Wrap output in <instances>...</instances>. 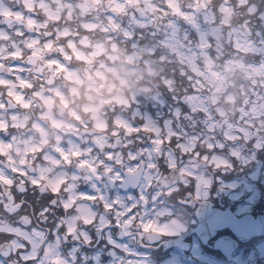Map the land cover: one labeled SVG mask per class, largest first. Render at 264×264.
Masks as SVG:
<instances>
[{"label": "flooded vegetation", "instance_id": "1", "mask_svg": "<svg viewBox=\"0 0 264 264\" xmlns=\"http://www.w3.org/2000/svg\"><path fill=\"white\" fill-rule=\"evenodd\" d=\"M209 7L0 0V264H157L169 244L189 249L187 264H264V235L215 245L223 258L184 239L206 208L234 211L244 193L242 207L264 213L237 147L204 145L264 132V87L237 79L251 67L236 61L238 42L252 57L251 31ZM143 45L151 60L136 57ZM162 59L179 71L158 73ZM221 93L234 94L226 116L200 117L222 109Z\"/></svg>", "mask_w": 264, "mask_h": 264}, {"label": "snow or ice", "instance_id": "2", "mask_svg": "<svg viewBox=\"0 0 264 264\" xmlns=\"http://www.w3.org/2000/svg\"><path fill=\"white\" fill-rule=\"evenodd\" d=\"M260 151H264V146L260 147ZM246 196L247 193H244L240 196V199L229 204V208L234 209V211L220 213L213 211L211 207L206 208L202 217L198 216L197 219L193 220L194 231L185 236L184 239L191 242L195 238L200 249L210 255L223 258L224 252L221 251L220 246L225 251H231L232 241L239 240L240 236L250 235L257 231L264 233V213L258 216L255 211L256 206H253V212L249 214L246 208L242 207ZM220 207H223V205H220ZM198 224L199 227L197 228ZM210 229H214V232L208 235L207 242L201 240L200 235L202 233L207 234ZM226 232L227 236H225ZM173 252L181 254L184 264H187L186 258L191 255V252L188 248L181 250L175 244H169L162 255L156 256L157 264H161Z\"/></svg>", "mask_w": 264, "mask_h": 264}, {"label": "rangeland", "instance_id": "3", "mask_svg": "<svg viewBox=\"0 0 264 264\" xmlns=\"http://www.w3.org/2000/svg\"><path fill=\"white\" fill-rule=\"evenodd\" d=\"M208 1H211V0H208ZM213 2H209L210 4L213 3L214 5L213 6H210L211 10H214L213 11V14L215 15H218L219 16V19L222 20V21H226L227 22V19L225 17H223V11H227L228 12V16L231 15V18L232 20H234V18H240L242 16H246L248 19L251 18V11L249 9L250 8H254L256 7V5L254 3H251V6L249 5V7H247L245 5V3L247 1H250V0H212ZM192 6H194V4H192ZM234 8L237 9V13H234ZM208 16H210L211 14L207 13ZM212 16V15H211ZM260 16L264 19V8H263V11L260 13ZM213 20V19H212ZM257 51V50H256ZM149 52V49L148 47L146 46H141V47H137L136 48V57L139 54H143L145 53V56L144 58L146 59L145 61L147 60H151L152 57L149 56V55H146L147 53ZM192 60L193 58L190 56L188 58V63L189 65L191 66L192 65ZM243 59H241V62ZM150 62V61H148ZM166 63V60L165 59H162L160 64H157L156 65V69H157V72L158 73H164V72H169V71H172L173 73L176 72V71H179V67H174V66H164L162 64H165ZM244 63V62H243ZM258 65L262 67V69H264V55H261L260 57V60L258 62ZM215 66V62L213 61V59H208L205 64H204V70L205 72L208 70V69H212L213 67ZM146 68V67H144ZM243 73H247L251 76V78L253 79V82L255 83H259L260 85H262L264 87V74H262V71L259 69V72L257 70V68L255 66H251L250 69H245V70H241ZM205 74V73H204ZM254 75V76H252ZM255 75H259V76H255ZM248 83V82H247ZM233 93H229L227 95L228 98H232ZM194 109H197V107H194ZM222 109H219V111H221ZM210 113V114H215L216 112V108L214 109L213 106L211 105L210 107L205 105L204 107H201L198 111H197V114L202 117L204 115H206L207 113ZM198 117V116H197ZM198 117V118H200ZM202 119V118H201ZM233 120L230 119L228 120L227 122L230 123L232 122ZM206 126V125H205ZM260 136H259V139L258 140H261L262 142L260 144H263L264 142V132H260ZM263 135V136H261ZM243 144H248L249 143V140L247 139H244L242 141ZM254 148L255 147V144H254ZM257 149V148H256ZM235 155H237L236 153H233ZM248 158H252V159H259L260 160V164L264 163V156L263 155H259L257 154V152H253L252 154H250V157H242V163H244V160L248 159ZM217 160V159H215ZM253 175L257 177V174H258V170L255 169L252 171Z\"/></svg>", "mask_w": 264, "mask_h": 264}, {"label": "trees", "instance_id": "4", "mask_svg": "<svg viewBox=\"0 0 264 264\" xmlns=\"http://www.w3.org/2000/svg\"><path fill=\"white\" fill-rule=\"evenodd\" d=\"M254 3L256 7L253 8L252 13H251V21L255 23L254 28L258 34L264 37V25L262 24L261 21H263L262 17L260 16V13L263 11L264 8V0H251L250 4ZM247 7L249 5L245 4ZM245 15L240 17V19H244ZM257 22V23H256ZM254 38H257L258 36L256 33H253ZM259 57V55H258Z\"/></svg>", "mask_w": 264, "mask_h": 264}, {"label": "water", "instance_id": "5", "mask_svg": "<svg viewBox=\"0 0 264 264\" xmlns=\"http://www.w3.org/2000/svg\"><path fill=\"white\" fill-rule=\"evenodd\" d=\"M259 216V215H258ZM261 235V234H264V233H261V232H259V231H257L256 233H253V234H250V235Z\"/></svg>", "mask_w": 264, "mask_h": 264}]
</instances>
